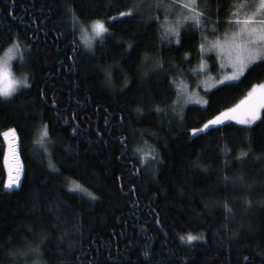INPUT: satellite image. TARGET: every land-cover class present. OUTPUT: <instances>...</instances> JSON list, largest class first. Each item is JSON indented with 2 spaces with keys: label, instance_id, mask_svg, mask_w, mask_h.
Wrapping results in <instances>:
<instances>
[{
  "label": "trees",
  "instance_id": "1",
  "mask_svg": "<svg viewBox=\"0 0 264 264\" xmlns=\"http://www.w3.org/2000/svg\"><path fill=\"white\" fill-rule=\"evenodd\" d=\"M241 1L197 0L207 12L201 28L189 24L184 45L169 50L167 41L160 42L164 26L188 12L157 10L155 0H143L135 17L116 15L133 0H0V58L12 45L9 35L18 34L21 48L29 47L23 61L12 58L11 69L16 78L32 77L14 99L0 100V133L17 128L23 166L19 187L3 189L8 147L0 134V264L37 259L43 264H264V121L253 126L225 121L191 138L187 131L263 82L264 65L256 61L239 80L224 82L229 86L206 90L208 105L179 103V86L203 75L201 60L207 72L218 73L214 52L202 55L200 49L204 37L217 38L228 28L229 23H216L217 5L227 21ZM65 4L81 21L112 16L107 26L115 37L107 36L103 47L94 40L95 52L89 51ZM213 26L218 31H211ZM117 37L133 46L125 51ZM157 57L163 58L164 72L152 68ZM105 65H112L111 84L105 81ZM120 68L128 74L126 87ZM142 73L147 77L141 79ZM173 101L183 106L182 121L180 107L171 110ZM156 106L167 111L157 114ZM45 121L50 135L61 138L50 155L34 142ZM65 144L74 154L65 153ZM249 147L251 154L235 162ZM137 148L154 149L155 155L140 165ZM49 159L58 171L48 167ZM241 175L243 182L234 179ZM225 176L233 179L224 183ZM77 183L96 198L75 191ZM189 232L203 239L181 242L179 236ZM41 236L46 239L39 257L9 255L37 244ZM146 246L148 257L142 254Z\"/></svg>",
  "mask_w": 264,
  "mask_h": 264
},
{
  "label": "snow or ice",
  "instance_id": "2",
  "mask_svg": "<svg viewBox=\"0 0 264 264\" xmlns=\"http://www.w3.org/2000/svg\"><path fill=\"white\" fill-rule=\"evenodd\" d=\"M174 3L179 5L182 9H186L188 14L182 17H178L174 23L166 24L164 26V31L161 34V43L163 44L167 41V47L169 50L184 45V29L192 24L196 30H199L202 26L203 20L207 16L206 11L201 10V5L197 3V0H174ZM143 0H133L132 4L127 8L126 11H121L116 15L120 17H135L138 13L142 11ZM117 4H111L110 7H117ZM155 8L159 10L160 8H171L172 4H165L163 0H155ZM64 7L66 10L71 13V20L73 23V30L75 31L77 25L80 27V39L84 43L85 47L88 48L89 51L95 52V46L93 41L96 40L97 44L103 47L106 43L107 36L115 37V33L112 32L107 26L108 22L112 21L114 18L112 16H106L103 19H94L91 21H81L80 17L77 15L75 9L71 5L65 4ZM151 8L152 5H149ZM238 8H248L252 9L249 12H246L241 19L238 12L235 10L231 14L230 18L225 21L219 17V12L222 10V5H217V24L220 23H235L237 27L234 31H232L231 35H226L224 40H214L211 42H207V44H201V54H205L207 52L216 51L221 58L224 57V54H227L228 63L225 67H231L232 72L223 76L221 80L215 81V85L206 84V88H214V90L218 91L219 88H216V85H220L222 87H226L229 85H225V81H235L239 80L245 74V70L249 68V65H252L254 62L259 61L261 65H264V0H258V2L253 3L252 0H244L243 3L237 5ZM11 14V13H10ZM143 18V17H142ZM147 20H152L151 16L146 18ZM158 21L159 17H155ZM90 29V31H89ZM43 31V29H40ZM209 29L205 27V31ZM211 31H218V28L212 27ZM30 35V34H29ZM12 40V45L10 46L6 58L0 60V100L7 103L10 99H14L16 95H19L20 91L27 89L30 85L29 82L32 77L28 73H24L22 78H16L11 71L10 61L13 57L18 55L19 60H24V50L29 46L24 45L23 49L21 48V44L18 39V34H10L9 37ZM35 39V37H32ZM207 41V37H204ZM117 43H123L124 49L127 51L128 48L133 46V42L127 41L124 42L122 37L116 38ZM75 44V40L73 41ZM77 51V48H73V52ZM184 56L191 59V55L188 52L184 53ZM144 59H149L148 55H144ZM117 66L118 62H117ZM104 72L105 81L108 84H111L112 78V65L101 66ZM140 67L139 65L137 66ZM200 67H206L205 61L201 60ZM152 68L157 72H164L163 67V58L157 57L152 64ZM120 71L125 74V85L126 87L129 83L128 74L125 69L120 68ZM147 77V73H142L141 79ZM162 79H167L168 77L165 75L161 77ZM40 96L44 99H47L45 92L43 89L40 91ZM201 104L208 105L211 103L210 100H200L198 101ZM57 101L55 99L52 100V105H56ZM181 109V121L183 120V106L177 105L176 101L172 103V112L176 113L177 107ZM264 108V83L261 84H253L252 89L249 91L248 95L239 103L233 105L230 108H225L222 111H219L216 115H214L211 119L206 120L203 124L200 125L199 128H191L188 129L189 136L193 134H201L206 133L208 130H212L214 126H225V121H235L236 125H244V126H253V122L257 120L264 121V116H261V109ZM137 111H143V109H137ZM155 111L157 114L162 112H166V108H161L156 106ZM59 115V114H57ZM75 119V117H73ZM122 119V117H121ZM199 122V121H197ZM50 125L48 122H43L41 124L39 130V136L35 143H37L42 149L45 155H50V148H54L61 142V138H53L50 135ZM76 126H73L72 132H76ZM2 134L9 141V150L11 151L14 158L18 159V153L16 151V144L18 142L19 136L16 127H9ZM99 135V133H97ZM222 135V134H221ZM121 141L125 140V137H120ZM251 144V141H249ZM64 151L67 154H74V150L70 144L64 145ZM138 152L140 156V165L145 164V157L154 156L155 150L145 152L141 148H137L134 154ZM226 155L230 156L231 153L225 149ZM251 154V147L247 150H241L237 153L235 158V162H240L243 159H246ZM7 157V153H6ZM225 167L230 166V161L225 160ZM48 167L50 169H56L55 163L51 159H49ZM206 167V166H202ZM23 171V166L19 163L16 164L14 169H9V176L3 183V189L12 190L14 187H19L21 183V172ZM136 172L140 171L139 167H136ZM118 179H122V176H119ZM230 178L225 176L223 178L224 183H228ZM239 180L240 182L244 181V177L238 176L234 178ZM73 189L75 191H85L81 185L74 184ZM87 195L92 199H95V194L91 192H87ZM248 203V201H246ZM264 203V201H262ZM224 208L227 211H230L229 205L227 202L224 203ZM155 223L160 225L161 221L157 216ZM46 237L41 236L40 242L35 245H29V247L23 250H17L15 252H10L11 256H19L24 257L28 254L35 255L37 257L41 254V246L45 242ZM181 242L188 241L192 242L196 239H203V237L194 236L192 233H185L179 236ZM142 254L145 257L150 255L147 250V246L143 250ZM245 261L248 260L247 257L244 258ZM32 264H43L42 261L34 260ZM91 264V262H89Z\"/></svg>",
  "mask_w": 264,
  "mask_h": 264
},
{
  "label": "rangeland",
  "instance_id": "3",
  "mask_svg": "<svg viewBox=\"0 0 264 264\" xmlns=\"http://www.w3.org/2000/svg\"><path fill=\"white\" fill-rule=\"evenodd\" d=\"M243 2H244V0H242L239 3V5L241 3H243ZM252 2L253 3L258 2V0H252ZM172 5L173 6H172L170 11H173V12L177 11V12H179L180 15H183V13L186 12L185 11L186 9H182L179 5H177L175 3H172ZM251 10L252 9H248V8H237V12L239 13L241 19L243 18L244 14L246 12H249ZM236 27H237V25L235 23H229L228 24V28L224 29L219 37L214 38V39L213 38H208L207 41L204 44L206 45L207 42H211V41H214V40H217V39L224 40L225 36L226 35L230 36L232 31H234ZM89 31H90V29H89ZM212 52H214V54L216 55L217 60H218V67H217L218 73L217 74H213V73H211L209 71L207 72L206 71V67H204V68L199 67L201 72H203V75L201 77H197L196 79H194L192 84H187L186 83L185 85H183L181 87L179 86V95H180L179 96V103L180 104L185 105L187 103H194V104L204 105V104L199 103L198 101L206 100L204 92L206 90H208L209 88H206L205 85L206 84L215 85V81L221 80V78L223 76H225V75H227V74L232 72V68L231 67H225V65L228 63L227 54L225 53L224 57L221 58V56L218 55L216 51H212ZM6 56H7V54H5L3 57H1L0 60H3L4 58H6ZM10 63H11V61H10ZM249 66H251V65H249ZM11 71H12V69H11ZM12 73H13V71H12ZM261 83H264V80ZM261 83H257V85L261 84ZM251 89H252V87L247 91V93L241 99H239L237 102H235L234 105L239 103L240 101H242L248 95V93H249V91ZM6 141H7V147L8 148H7V152H6L7 153V157H5V158H6V169H7V178H8L9 169H14L16 164L17 163L21 164V162H20V158L19 157H18V159L13 157L11 151L9 150V141H8V139H6Z\"/></svg>",
  "mask_w": 264,
  "mask_h": 264
},
{
  "label": "water",
  "instance_id": "4",
  "mask_svg": "<svg viewBox=\"0 0 264 264\" xmlns=\"http://www.w3.org/2000/svg\"><path fill=\"white\" fill-rule=\"evenodd\" d=\"M16 151H17V144H16Z\"/></svg>",
  "mask_w": 264,
  "mask_h": 264
}]
</instances>
